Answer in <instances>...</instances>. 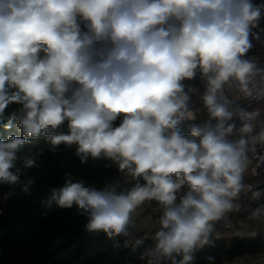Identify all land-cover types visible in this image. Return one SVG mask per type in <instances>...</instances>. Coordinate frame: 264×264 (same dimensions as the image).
Returning a JSON list of instances; mask_svg holds the SVG:
<instances>
[{
    "label": "clouds",
    "instance_id": "clouds-1",
    "mask_svg": "<svg viewBox=\"0 0 264 264\" xmlns=\"http://www.w3.org/2000/svg\"><path fill=\"white\" fill-rule=\"evenodd\" d=\"M41 140L112 173L49 188L85 232L119 247L149 213L131 249L143 264L264 234V0H0L6 198L31 193Z\"/></svg>",
    "mask_w": 264,
    "mask_h": 264
},
{
    "label": "trees",
    "instance_id": "trees-1",
    "mask_svg": "<svg viewBox=\"0 0 264 264\" xmlns=\"http://www.w3.org/2000/svg\"><path fill=\"white\" fill-rule=\"evenodd\" d=\"M25 151H29L26 146ZM42 151L40 167L30 170L37 177L30 194L18 195L0 202V264H141L138 251L133 252L124 241L114 240L103 233L90 235L84 231V218L71 210L59 209L46 203L49 188L63 182L66 171H72L76 179H85L89 184H102L112 173L103 170L102 162L89 161L81 165L73 149L59 146L56 153L49 151V145L41 140L31 152ZM7 193L9 189L3 187ZM148 243V242H146ZM263 252L261 236L255 239L231 236L219 238L214 247H207L198 253L197 264H208L206 257L216 258L217 264H224L227 258L238 256L243 251Z\"/></svg>",
    "mask_w": 264,
    "mask_h": 264
},
{
    "label": "built area",
    "instance_id": "built-area-1",
    "mask_svg": "<svg viewBox=\"0 0 264 264\" xmlns=\"http://www.w3.org/2000/svg\"><path fill=\"white\" fill-rule=\"evenodd\" d=\"M256 49H260V45H256ZM252 179L258 180L261 183V185H264V175H261L259 177H254ZM237 218L243 219V216L241 215L238 216ZM150 225H151V218L148 219L139 218L137 222V227L135 229H130V235L128 237H125L126 240L129 242L128 244H126V246L132 249V245L134 244L135 239L139 238L144 232L148 231ZM260 236H261V240L264 242V234ZM222 237L228 239L226 234H224ZM245 254L247 255V264H264V255L261 252L245 250L238 256H244ZM233 258H227L226 261H231ZM141 264H143V261L141 262Z\"/></svg>",
    "mask_w": 264,
    "mask_h": 264
},
{
    "label": "crops",
    "instance_id": "crops-1",
    "mask_svg": "<svg viewBox=\"0 0 264 264\" xmlns=\"http://www.w3.org/2000/svg\"><path fill=\"white\" fill-rule=\"evenodd\" d=\"M139 218H145V219H148V218H150V215H149L148 212H145V213L142 214ZM224 234H226L227 238H230L231 236H233V235H231V234L228 233V232L222 231V234H221L220 238H222V239H226V238H223V237H222ZM262 254L264 255V250H263Z\"/></svg>",
    "mask_w": 264,
    "mask_h": 264
},
{
    "label": "water",
    "instance_id": "water-1",
    "mask_svg": "<svg viewBox=\"0 0 264 264\" xmlns=\"http://www.w3.org/2000/svg\"><path fill=\"white\" fill-rule=\"evenodd\" d=\"M257 45H259V44H257ZM5 194H6L5 190L0 188V202H4L5 197H6ZM11 264H17V262L13 261Z\"/></svg>",
    "mask_w": 264,
    "mask_h": 264
}]
</instances>
